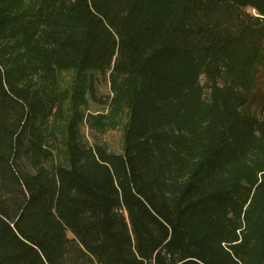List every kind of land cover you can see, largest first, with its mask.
Returning a JSON list of instances; mask_svg holds the SVG:
<instances>
[{
  "label": "trees",
  "instance_id": "16d2710c",
  "mask_svg": "<svg viewBox=\"0 0 264 264\" xmlns=\"http://www.w3.org/2000/svg\"><path fill=\"white\" fill-rule=\"evenodd\" d=\"M19 2L0 0V264H264V0ZM67 71L111 74L121 154L75 111L44 166L56 103L18 77Z\"/></svg>",
  "mask_w": 264,
  "mask_h": 264
},
{
  "label": "rangeland",
  "instance_id": "374dc122",
  "mask_svg": "<svg viewBox=\"0 0 264 264\" xmlns=\"http://www.w3.org/2000/svg\"><path fill=\"white\" fill-rule=\"evenodd\" d=\"M32 4L33 0H21L16 4V10H26ZM15 41L16 39H10L9 44H14ZM15 57V54L9 52L6 58L11 62ZM90 77L88 75L84 79L78 78L73 71L58 73L54 80L44 79L42 73L18 77L19 84L47 93L51 101L56 103L46 122H38L42 128V146L50 149L54 156L44 164L45 167L66 164L67 127L75 111L82 116L79 132L85 143L91 146L101 145L113 154H121L124 150L129 109L123 105L118 107V111L115 110L114 100L118 91L110 73L95 74L91 79ZM259 78L260 87L264 88V60L260 66ZM118 84L124 85V80L119 79ZM78 90L84 91L82 104L75 98ZM57 108L60 110L57 111ZM252 111H256V108H252ZM24 162L28 169H33L27 160Z\"/></svg>",
  "mask_w": 264,
  "mask_h": 264
}]
</instances>
